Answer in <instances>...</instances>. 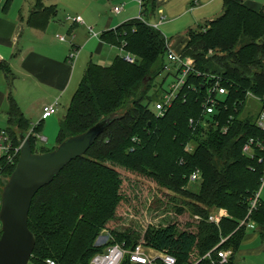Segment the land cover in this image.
<instances>
[{
  "label": "trees",
  "instance_id": "trees-1",
  "mask_svg": "<svg viewBox=\"0 0 264 264\" xmlns=\"http://www.w3.org/2000/svg\"><path fill=\"white\" fill-rule=\"evenodd\" d=\"M12 1H4L3 12ZM157 4L158 0H142L139 16L151 19ZM56 12V6L44 7L36 0L27 23L44 30ZM142 19H132L100 34L101 41L121 48L134 61L129 63L121 56L108 66L89 61L60 118L56 146L110 114H118L85 154L69 162L33 197L28 214V226L35 235L29 260L32 264H48L47 260L90 264L93 255L110 244L133 248L139 235L132 229H112L113 239L103 249L94 245L96 236L115 215L122 198L119 181L127 172L189 199L175 208L185 220L184 227L178 222L148 226L143 233L147 247L173 256L176 264H194L218 246V250H232L226 264H233L246 232L240 223L247 216L263 172L256 158L242 152L248 137L261 135L255 118L242 112L250 95L264 98V7L256 11L245 0H222L219 17L208 21L206 28L189 29L182 57L191 59L205 76L218 77L227 90L208 116L202 108L203 85L208 78L194 74L188 76L163 115L157 116L150 109L164 90L155 80L164 71L169 46L161 31ZM0 68L5 74L8 100L7 126L3 129L18 145L21 133L28 134L31 129L37 133L42 122L30 126L14 99L8 64L0 60ZM28 139L36 152L34 135L29 134ZM17 160L11 164L6 156H0V191ZM196 170L200 173L199 188L187 190L189 176ZM216 209H224L227 214L217 225L207 220ZM248 221L255 223L264 241V202L260 198ZM196 250L200 253L193 260ZM120 264L133 263L126 255ZM196 264L219 263L212 254L211 260L201 259Z\"/></svg>",
  "mask_w": 264,
  "mask_h": 264
},
{
  "label": "crops",
  "instance_id": "crops-1",
  "mask_svg": "<svg viewBox=\"0 0 264 264\" xmlns=\"http://www.w3.org/2000/svg\"><path fill=\"white\" fill-rule=\"evenodd\" d=\"M4 1L5 0H0V60L5 61L8 64L13 76L12 85L14 99L32 128L37 122L40 121L42 107L45 104L58 100V106H61L60 103L62 101L64 103H62L63 109L60 116L65 114L66 108L68 106L66 103L70 102L68 100H71L70 98L72 96L71 94L67 96V93L70 91V87L74 85V79L78 81L77 78L79 74H82L87 63L93 60L94 55L102 58L103 55L107 53L104 51H115V49L123 53L122 55L116 54L115 57H124L127 54L124 53V51L119 47L104 43L99 37L103 31L114 29L122 23L127 22V18L118 20L109 16L106 18L100 17V19L103 18V20L99 21L100 29H98V31L93 32L92 27H88L90 32L89 36L93 37V39L89 38L87 42L95 43V53H89L86 64L83 63V61L79 62L78 60H74L76 62L73 63L72 58H70L73 48L79 49V47L73 42L67 41L65 35L60 34L70 35L73 31L75 32L80 30L86 24L84 21L83 25L72 23L68 28L56 18V12L55 17L47 23L44 30H40L29 26L27 23L28 15L32 10L36 0H34L33 3H28L26 7L18 3L20 0H13L9 9L3 12L2 7ZM40 1L44 7L52 5L57 6L56 3H53V0ZM65 1H67L70 5L80 7L79 9H82L85 14L89 15L88 10L93 8L92 5H94L95 10L99 12L100 9L102 11V8L106 3H116L123 0ZM245 2L250 8L256 11L264 7L260 6V4L256 5L250 3L246 0ZM216 3L217 0H158L157 11L159 13V18L161 19L162 17V20L159 22H164V16L166 15L171 17H177V15L181 16L187 12H193L192 10H195L199 6H207L206 8H208L209 6L215 5L216 8ZM188 5H190V7ZM220 9L222 10L221 7ZM216 10L217 9H214L213 12H216ZM120 20H122V23H118ZM89 21L87 22L89 23ZM117 23L118 25L115 26ZM73 37H75L74 33ZM167 41L168 46L172 51L181 54L183 48L188 42V37L184 38V42L182 44L179 40L172 41L167 39ZM115 57L110 58L107 56V58L104 60L96 61V64L108 66L112 63ZM82 64H85L83 65V69ZM79 82L80 79L77 82L78 85ZM7 110V83L5 74L0 68V128H6L7 126ZM58 111L59 108L57 107L56 114ZM56 114L40 121L42 124L37 132V134L41 136L48 135L51 142L53 141L54 133L58 129L61 118ZM48 137H45L44 143L48 141ZM244 226L246 227V232L235 254L239 252L242 245L259 237L255 223L253 221H248L246 224H244ZM261 244L262 245L260 248L255 249L256 253L254 254H260L264 251V241L261 240Z\"/></svg>",
  "mask_w": 264,
  "mask_h": 264
},
{
  "label": "rangeland",
  "instance_id": "rangeland-1",
  "mask_svg": "<svg viewBox=\"0 0 264 264\" xmlns=\"http://www.w3.org/2000/svg\"><path fill=\"white\" fill-rule=\"evenodd\" d=\"M33 1L34 0H20L18 1V3L26 7L28 3H33ZM246 1L256 5L260 4V6H264V0H246ZM53 3L57 4L56 18L62 24H65V27L67 26L69 28L70 25L73 23L72 20H67L68 18L71 19L77 16H80L81 19H83L82 21L86 23L84 27H82L80 30H77L75 32L73 31L72 34L70 35L60 34V35H65L67 41H71L79 47V49L73 48L72 51L73 63L76 62L74 60H78L79 62L83 61V63L86 64V61H88L87 59L89 57L88 56L89 53L90 52H92L93 54L95 53V47H94L95 43L87 42L89 38L93 39V37L89 36L90 32L88 27H92L93 32L98 31V29H100L99 21L103 20V18L100 19V17L106 18L109 16L112 17L113 19L115 18L118 20L127 18V21H130L132 19L138 18L140 14L139 0H128V1L123 0L116 3H109V4L106 3L102 8V11L100 9L99 12H97L95 10V6L91 4L93 8H91V10H88L89 15L85 14L82 9H79L80 7L70 5L65 0H53ZM216 4H217L216 8L215 5L209 6L208 8H206L207 6L206 7L199 6L195 10L193 9L192 10L193 12L191 13L187 12L186 14H182L181 16L177 15V17L175 16L171 17L169 15H166L164 16L165 21L160 24H159L160 21L159 13L158 11H156L154 17L149 19L148 22L149 24H152L153 22L156 23L158 22L157 23L158 29L166 37V39L172 41L179 40L180 43L182 44L184 42V38L188 37L189 29L198 31L199 29L201 30L202 28H206V23L208 22V20H213L221 15L222 10L220 9V7L222 8V0H217ZM115 5L118 6L123 5V11H121V13L118 15H116L113 12V7ZM188 6L190 7V5ZM214 9H217L216 12H213ZM89 20L91 21V23ZM87 21H89V23ZM121 21L122 20H120V22L118 23H122ZM118 23L115 24V26L118 25ZM79 24L83 25V22ZM73 33L75 34V37H73ZM104 52L107 53H105L102 58L94 55L92 62L96 63V61L98 60L99 61L104 60L107 58V56L112 58L115 57L116 54L117 55L123 54L121 51L116 49L115 51L107 50ZM165 61H167V59H165ZM85 64H82V69L84 67L83 65ZM167 64L169 65L170 71L168 72L164 70L155 80V84L162 83V88L164 90L168 89L169 84L171 83V81H173L172 75L174 74L172 65L169 64L168 61ZM83 73L84 70L82 74H79L77 78L78 81L79 79L81 80ZM74 80H75L74 85L70 87L69 89L70 91L67 93V96H69L70 94L73 96V94L77 89L78 81L76 79ZM155 88L151 89V93L155 90ZM62 103L64 102L61 101L60 103L61 106H58L59 111L56 114L58 116L61 115L63 109ZM260 103L261 102L259 100V97L250 95V97L245 102V106L242 112L243 116L248 115L251 116L252 119L256 118L262 106L261 105L262 103L261 104ZM68 104L69 102L66 103V105ZM154 104L155 102L151 103L150 105L151 110L154 109ZM62 116L60 117L62 118ZM57 135H58V129L54 133L52 142L49 139L48 135H44L46 138L48 137V141L46 143L36 141L35 142L36 152H40V150L42 149H51L52 147H54L56 145ZM122 175L124 176L121 179V182L119 181L120 183L119 193L121 194L122 198L119 204L117 205L113 219L109 221L107 227L105 229H102L100 233L96 236L94 242L95 246H98L103 249L107 245L108 241L113 239L110 233L112 229L118 232L119 231L122 232L125 229L135 230V232H137L139 235L137 242L142 243L144 242L143 233L148 226L163 227L171 222H178L179 227L181 228L184 227L185 220L183 219V217H181V215L175 212V208L177 205L178 206L183 205L185 201L189 200L188 198L182 196L179 193H174L162 187H159L153 181L146 179L142 176L131 174L129 172L124 173ZM185 188L187 190L197 191L199 188V181H189L186 183ZM1 192L2 189L0 191V197H1ZM260 199L264 202V184L260 191ZM213 211H211V213ZM191 228L194 229V227ZM261 245L262 244L259 237L255 238V240L251 242L242 245L239 252H237L233 258V264H264V251L261 252L260 254H254L256 253L255 249L260 248ZM199 253L200 251L197 250L195 251L193 260H195L198 257ZM28 264H32V263L28 262Z\"/></svg>",
  "mask_w": 264,
  "mask_h": 264
},
{
  "label": "built area",
  "instance_id": "built-area-1",
  "mask_svg": "<svg viewBox=\"0 0 264 264\" xmlns=\"http://www.w3.org/2000/svg\"><path fill=\"white\" fill-rule=\"evenodd\" d=\"M141 1L139 0V10L141 6ZM123 10V5H115L113 7V12L115 14L120 13ZM138 18L142 19L140 16ZM68 20H72L73 23L79 24L82 21L80 16L68 18ZM143 20V19H142ZM162 20V17L160 21ZM149 24L148 21L143 20ZM160 24V22H159ZM154 28H158L157 23L150 24ZM77 51V50H75ZM70 58H73L71 55ZM123 59L129 63H133L134 58L130 54H126ZM165 59L172 65V69L174 71L173 81L168 86V89L162 91L161 97L154 104L153 111L157 116L163 115L167 109L172 105L173 100L178 96L179 92L183 88V86L187 83L188 76L194 74L196 76H205L201 72L195 69L194 62L189 58L182 57L181 54L175 53L170 48L166 52ZM165 64L164 70L170 71L169 65ZM170 74V73H168ZM208 78L203 87H205V95L202 100V108L204 110V114L206 116L213 114L215 111V107L219 104V98L224 96L227 93V90L224 86L220 85V80L218 77L213 75H206ZM209 79L213 80V82L209 83ZM262 103V107L258 112L254 124L256 128L260 131L261 135L257 137H248L243 144L242 152L249 156L250 158H256L260 164L263 166V172L261 176V184L257 192L254 194L253 198L250 199L249 210L247 216L243 221H241L240 225H244L248 222V218L252 211L257 207L260 198V191L264 184V98L260 99ZM58 107V100H55L51 103L45 104L42 107L40 121L50 116L56 114ZM37 122L34 126L38 125ZM192 121V120H191ZM190 121V122H191ZM217 125V124H216ZM33 126V127H34ZM227 131V127L222 129V132L225 133ZM34 135L36 141L45 142V137L41 136L37 133H33L32 129L28 132V135ZM21 149V144L14 145L10 137L8 136L5 129L0 128V156H6V159L9 163H14L15 158L19 157ZM200 177L199 171H194L189 176V181H197ZM226 211L224 209H218L209 214L207 220L213 224H219L221 219L225 217ZM2 234V223L0 221V236ZM224 240H222L223 242ZM221 242V243H222ZM218 246H215L210 251H208L203 257L199 258L198 263L201 259H212V254L216 255V262L219 264H226L232 255V251L228 250H218ZM129 257V260L133 264H176V259L164 252L157 251L151 247H147L144 242H138L133 248L126 249L124 244L113 243L106 246L103 251L98 252L93 255L90 259V264H120L125 256ZM48 264H55L51 260L46 261ZM212 262H214L212 260Z\"/></svg>",
  "mask_w": 264,
  "mask_h": 264
},
{
  "label": "water",
  "instance_id": "water-1",
  "mask_svg": "<svg viewBox=\"0 0 264 264\" xmlns=\"http://www.w3.org/2000/svg\"><path fill=\"white\" fill-rule=\"evenodd\" d=\"M117 115L110 114L45 152H33L28 134H20V154L0 197V264H28L35 246V235L28 226L33 197L69 162L85 154Z\"/></svg>",
  "mask_w": 264,
  "mask_h": 264
}]
</instances>
